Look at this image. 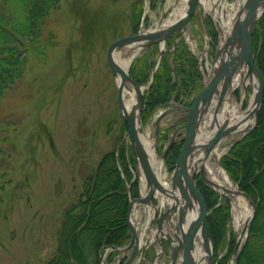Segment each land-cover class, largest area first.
<instances>
[{"label": "rangeland", "instance_id": "1", "mask_svg": "<svg viewBox=\"0 0 264 264\" xmlns=\"http://www.w3.org/2000/svg\"><path fill=\"white\" fill-rule=\"evenodd\" d=\"M176 1L62 0L60 8L51 14L50 26L56 31L59 43L49 47L46 60L37 56L30 59L25 76L5 101L4 112L10 117L6 130L12 142L5 146L7 153H11L10 166L0 177V264H45L54 254L67 210L81 197L84 176L96 169L108 152L126 144L123 138L127 126L119 107L118 82L107 62L108 49L116 39L134 34L138 20L136 12L140 9L139 28L145 29L169 18ZM203 19L202 8L198 6L189 23L187 39L182 37L179 41V47L184 44L185 50L195 56L197 68V57L208 45L207 33L213 38L215 32L210 13L205 16L207 28ZM260 20L255 31L260 29ZM215 44L213 39L208 60L214 56ZM159 53L157 48L155 53L149 52L146 56L155 64ZM171 54L169 60L175 67ZM143 55L141 52L132 60L130 69L133 66L137 71L143 68V62H139ZM152 70L153 67L148 79L140 83L149 82ZM179 80L178 73H174L172 83ZM201 89L182 94L180 98L172 91L173 105L191 106ZM238 95H241L240 90ZM250 95L251 92L245 101L246 107ZM157 106L149 116L143 117V134L152 137H155L156 115L162 111V107ZM176 120L173 113L163 119L156 142L159 156L172 132L179 128ZM237 135L224 138L222 146H231ZM165 166L167 172H171L166 162ZM231 179L238 187L239 184ZM218 194L219 203L228 202L231 216L224 241L217 251L212 239L215 264L228 252L232 240L236 244L239 234L233 223L230 199L223 196L220 200ZM145 220L143 214L141 223ZM174 222L172 228L176 229L177 220ZM249 241L252 245L261 241L259 236L251 234V228L245 246ZM156 253L155 245L151 246L149 259ZM170 253L164 254L159 264H169ZM108 257L102 264L112 262Z\"/></svg>", "mask_w": 264, "mask_h": 264}, {"label": "water", "instance_id": "2", "mask_svg": "<svg viewBox=\"0 0 264 264\" xmlns=\"http://www.w3.org/2000/svg\"><path fill=\"white\" fill-rule=\"evenodd\" d=\"M198 6L202 7L201 0H187L184 12L167 25L122 36L110 45L107 52V62L111 71L114 77L120 80V82L117 81L118 101L121 114L127 124V131L123 139H126L127 143L131 145L135 155L137 177L139 178L141 174H144L146 180L145 186L141 185L140 196L131 199L129 203L127 217L130 238L128 244L125 246L116 244L108 246L119 252L130 251L124 264H140L146 257L147 248L152 245L151 242H141V236L135 224L134 210L139 205H143L145 208L148 205L154 206V216L157 217L155 239L161 245L162 252L165 251V247L161 237L169 245L172 252L170 264H178L180 260L179 251H183V260L180 264H215L213 260L214 245L208 222L211 209H207L198 190L196 175L200 174L207 186L218 190L220 200L226 196L231 201L228 195L229 189L211 176L208 169L209 158L215 156L216 163L224 169L231 179L221 162V155L217 158V147L225 137L238 134L232 145L227 148V150L230 149L253 130L258 123L259 111L264 97V75L256 64L253 34L264 14V0H245L243 6L237 11L230 31L219 23L213 12L204 11L202 7L205 27L207 28L205 16L208 12L212 16L218 32L212 67L207 71L203 88L192 106H182L180 103L173 105V101L161 105L165 110L155 120L156 141L159 137L161 121L170 113H181L177 121H185V124L181 126L185 128V132L181 138L183 145L180 154L173 171L169 174L170 186L164 185L157 176L149 152L142 141L144 131L143 97L155 79L157 68L166 51L167 40L179 32L181 36L187 32ZM154 44L160 45V54L150 81L140 84L130 75V67L124 69L118 63V55L124 51V55L134 58L139 51L148 50ZM235 49L242 50L250 75H254L258 79V86L253 93V99H249L247 107H244V102L248 93V86L243 87L240 100L235 93V88H233L236 64L232 53ZM127 90H133L136 96V105L130 110L127 109L125 103ZM232 100L235 101L234 105ZM235 105H237V109H234ZM209 117L211 118L209 119ZM207 118L209 119L208 126L203 129ZM176 141V133H174L160 155L164 163L168 152ZM237 192L248 201L252 213L239 230L235 247L227 264H238V259L245 246L257 211L256 203L248 192L240 188ZM176 220V229L181 231L179 242L176 241L175 237L180 235L175 232L170 233L172 224ZM153 223L151 220V227ZM197 243L201 244L203 249L200 256L196 254ZM106 252L107 249L102 251L100 264L103 263Z\"/></svg>", "mask_w": 264, "mask_h": 264}, {"label": "trees", "instance_id": "3", "mask_svg": "<svg viewBox=\"0 0 264 264\" xmlns=\"http://www.w3.org/2000/svg\"><path fill=\"white\" fill-rule=\"evenodd\" d=\"M61 1L0 0V177L9 168L11 156L5 148L12 142L6 130L10 120L7 111L4 112L6 97L25 76L30 59L37 56L46 60L49 47L59 43L49 18L60 8ZM141 12V9L136 12L138 20L134 32L138 31ZM259 25L260 29L254 32L253 37L256 63L264 75V15ZM174 59L180 80L172 83L174 73L169 54L164 56L151 89L144 96L143 117L149 116L157 105L170 100L172 91L176 93V98H180L182 94L190 93L193 85L200 82L202 76L197 68V60L185 50L184 44L177 48ZM142 62L143 68L139 71L135 66L131 69V74L139 82L148 79L149 70L154 65V61L148 58L142 59ZM236 92L239 94L238 90ZM181 147L182 142H177L171 148L166 158L167 167H174ZM222 163L239 187L248 192L257 204L251 234L259 236L261 241L253 245L249 241L238 264H264V99L257 125L223 155ZM134 165L131 149L128 154L123 145L118 155L116 149L108 152L99 166L84 176L81 197L67 210L59 232L57 249L45 264H99L100 253L105 246L123 244L127 240V183L133 179ZM196 178L207 209L213 208L219 199L218 192L208 187L200 175ZM130 193L133 197L139 195L138 181L132 182ZM230 216L226 200L208 216L216 251L224 241ZM234 244L235 240H232L228 252L218 264L227 263ZM115 254L114 251L110 252L108 259L112 260Z\"/></svg>", "mask_w": 264, "mask_h": 264}, {"label": "bare ground", "instance_id": "4", "mask_svg": "<svg viewBox=\"0 0 264 264\" xmlns=\"http://www.w3.org/2000/svg\"><path fill=\"white\" fill-rule=\"evenodd\" d=\"M244 1L245 0H234L233 2H229L228 0H201V5L204 11L213 12L215 17L219 21V23L222 26H224V28H226L228 31H230L232 29V25L236 17L237 11L243 6ZM186 5H187V0H177L173 13L171 14L169 18L166 19V21H164V24L169 23L171 20L174 19V17L178 16V14L183 13L186 8ZM207 46L209 47V45ZM232 54L234 56L233 58L236 64V71H235V75L233 78V88H235V90L237 88L244 90L243 87L245 86L251 87L253 91L251 90L250 98L253 99V96H254L253 93L258 86V79L256 78V76L250 75L249 67L244 59V53L242 52L241 49H235ZM200 55L202 57L204 56L207 57L208 52L205 50L204 53ZM131 60H132V57L127 58V56L120 55V54L118 55V59H117L118 63L124 69L128 68ZM117 81L120 82V80H117ZM227 102L230 103V101L228 100ZM232 102L234 105L235 101L232 100ZM125 103H126V107L128 110H130L132 107L136 105V96L133 90L126 91ZM234 109H237V105H235ZM210 118L211 117H209V119ZM209 119L207 118L205 120L203 129L208 126L207 122L209 121ZM162 124H163V121H161V125ZM142 141L149 152L151 163H152V166L157 176L159 177V179L164 185H168L166 179L169 178V175L167 173L165 163L163 162L162 158L157 153L156 138L150 135L142 134ZM226 149L227 148L222 146V144L220 143L219 146L217 147V158L221 154H223ZM211 158H214L213 161L210 160ZM211 158H209V161H208L209 172L216 181H218L224 187L229 189L230 192L228 193V195L230 196L231 203H232L233 223H234L236 230H241V228L243 227V224L246 222L248 217L251 215L252 208L248 205V201L244 198V196H242L241 194H238L237 185L229 178L228 174L224 171V169L216 163L217 161H216L215 156H211ZM141 178L143 181V186H145L146 180H145L144 174L141 175ZM148 211H149L148 212V222H149L153 218L152 212L154 210L152 208H149ZM148 222L141 229L142 233H140V236H141L142 243L146 242L145 235L148 230V225H149ZM171 232L173 233L175 232L176 234L180 235L178 237H175L176 241L179 242L178 240H181L180 229L178 230V229L173 228L170 230V233ZM154 240H155V230L153 231L152 235L149 236L150 242H153ZM158 249L160 251V248ZM202 253H203L202 246L201 244L197 243L196 254L200 256L202 255ZM179 257H180V260L178 261V264H180L183 260V251H179Z\"/></svg>", "mask_w": 264, "mask_h": 264}, {"label": "flooded vegetation", "instance_id": "5", "mask_svg": "<svg viewBox=\"0 0 264 264\" xmlns=\"http://www.w3.org/2000/svg\"><path fill=\"white\" fill-rule=\"evenodd\" d=\"M198 88H199L198 83H195V84L193 85V87L191 88V91H196ZM175 117H177V116H175ZM179 126H180V125H178L177 127H179Z\"/></svg>", "mask_w": 264, "mask_h": 264}]
</instances>
